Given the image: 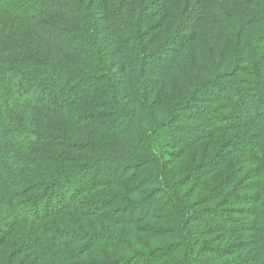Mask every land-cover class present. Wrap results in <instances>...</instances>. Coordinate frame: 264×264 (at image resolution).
I'll return each instance as SVG.
<instances>
[{
    "label": "trees",
    "instance_id": "16d2710c",
    "mask_svg": "<svg viewBox=\"0 0 264 264\" xmlns=\"http://www.w3.org/2000/svg\"><path fill=\"white\" fill-rule=\"evenodd\" d=\"M0 264H264V0H0Z\"/></svg>",
    "mask_w": 264,
    "mask_h": 264
}]
</instances>
